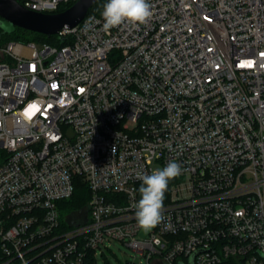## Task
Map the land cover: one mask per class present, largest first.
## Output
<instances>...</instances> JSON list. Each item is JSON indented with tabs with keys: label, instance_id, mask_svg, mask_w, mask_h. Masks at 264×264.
Wrapping results in <instances>:
<instances>
[{
	"label": "built area",
	"instance_id": "built-area-1",
	"mask_svg": "<svg viewBox=\"0 0 264 264\" xmlns=\"http://www.w3.org/2000/svg\"><path fill=\"white\" fill-rule=\"evenodd\" d=\"M148 2L145 25L104 32L102 9L59 45L0 37V264H97L113 240L146 264H264V0ZM170 161L137 239L139 177ZM78 181L86 208L63 214Z\"/></svg>",
	"mask_w": 264,
	"mask_h": 264
},
{
	"label": "clouds",
	"instance_id": "clouds-1",
	"mask_svg": "<svg viewBox=\"0 0 264 264\" xmlns=\"http://www.w3.org/2000/svg\"><path fill=\"white\" fill-rule=\"evenodd\" d=\"M102 30L109 32L125 23L134 26L145 25L153 13L148 0H107L102 10ZM94 23H100L95 17H89L85 23V31ZM182 174L181 165L170 161L165 167L155 169L150 175L139 177L143 183L139 187L140 199L135 204L137 227L145 232L155 228L164 220L163 201L171 180Z\"/></svg>",
	"mask_w": 264,
	"mask_h": 264
},
{
	"label": "water",
	"instance_id": "water-1",
	"mask_svg": "<svg viewBox=\"0 0 264 264\" xmlns=\"http://www.w3.org/2000/svg\"><path fill=\"white\" fill-rule=\"evenodd\" d=\"M97 1L76 0L61 12L40 13L25 9L15 0H0V28L3 32L20 28L50 37L62 28H71L78 24Z\"/></svg>",
	"mask_w": 264,
	"mask_h": 264
},
{
	"label": "trees",
	"instance_id": "trees-1",
	"mask_svg": "<svg viewBox=\"0 0 264 264\" xmlns=\"http://www.w3.org/2000/svg\"><path fill=\"white\" fill-rule=\"evenodd\" d=\"M107 2V0H98L87 12V14H99L101 10L103 9V5ZM72 3L63 4L58 7V9L55 11L61 12L68 7H70ZM0 37L3 41H15V42H21V43H28L31 41V39L39 38V37H45L48 42L54 44L58 43L60 44V40L54 39L53 36L46 37L38 33L26 31L20 28H14L11 32H3L0 28ZM56 40L58 42H56ZM47 44V43H45ZM89 197L88 188L85 183H82L78 181L75 184L74 192L72 196L61 203V209L64 211L66 208H71V211L83 209L86 208V203ZM141 198V197H140Z\"/></svg>",
	"mask_w": 264,
	"mask_h": 264
},
{
	"label": "rangeland",
	"instance_id": "rangeland-1",
	"mask_svg": "<svg viewBox=\"0 0 264 264\" xmlns=\"http://www.w3.org/2000/svg\"><path fill=\"white\" fill-rule=\"evenodd\" d=\"M7 27V23H5ZM42 35V34H41ZM45 36V35H43ZM54 39H58L56 35H52ZM56 42H58L56 40ZM33 43L36 48H40L42 44L47 43L48 45H59L58 43H50L45 37H39L31 39L30 42ZM71 208H66L62 211L63 214L70 212ZM152 229L148 232H145L140 229L136 235L137 239H144L149 236ZM126 242H121L118 240L107 241L105 247L98 249L97 264H146L143 257L138 256L129 246L126 245ZM107 247V248H106ZM103 252L102 254L100 252Z\"/></svg>",
	"mask_w": 264,
	"mask_h": 264
},
{
	"label": "snow or ice",
	"instance_id": "snow-or-ice-1",
	"mask_svg": "<svg viewBox=\"0 0 264 264\" xmlns=\"http://www.w3.org/2000/svg\"><path fill=\"white\" fill-rule=\"evenodd\" d=\"M37 110H38L37 106L33 105V106L30 107V109L28 110V112L26 113V115H28L30 117Z\"/></svg>",
	"mask_w": 264,
	"mask_h": 264
}]
</instances>
